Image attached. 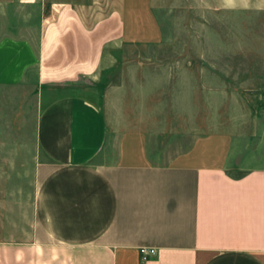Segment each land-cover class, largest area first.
Instances as JSON below:
<instances>
[{
  "label": "crops",
  "instance_id": "obj_1",
  "mask_svg": "<svg viewBox=\"0 0 264 264\" xmlns=\"http://www.w3.org/2000/svg\"><path fill=\"white\" fill-rule=\"evenodd\" d=\"M262 20L264 0H0V89L34 101L29 141L0 144L30 170L1 177L0 264H264Z\"/></svg>",
  "mask_w": 264,
  "mask_h": 264
},
{
  "label": "rangeland",
  "instance_id": "obj_2",
  "mask_svg": "<svg viewBox=\"0 0 264 264\" xmlns=\"http://www.w3.org/2000/svg\"><path fill=\"white\" fill-rule=\"evenodd\" d=\"M8 19V15L5 16L4 20ZM163 20H171V14L165 12ZM185 23H188V19L186 18ZM196 24L189 26V24H185L182 26V32H196L198 36V47H203L204 45V20H193ZM238 23L235 24V26ZM243 24L237 26L240 30L244 31L238 35L244 36V38H248L246 36V30L248 29L247 26H242ZM168 25L166 26V32L170 31L168 29ZM261 29V34L264 38V22L262 20V27ZM231 31V30H230ZM233 31V30H232ZM235 40V37H234ZM243 40V37H242ZM237 41V39H236ZM245 44L247 43L246 40L244 39ZM256 45H259L264 51V46L263 43H259V41H256ZM198 60L202 63H204L203 58H198ZM264 68V67H263ZM225 82H227L230 86H233V84L238 81V78L241 75V73H236V72H229L226 74H223ZM246 75V74H244ZM249 77L246 78V80H252L253 79V74H248ZM257 82H260L258 86H252L247 88L249 91H262L264 93V72L260 73V76H256ZM255 78V80H256ZM89 81V82H88ZM88 82V83H87ZM234 82V83H233ZM85 84L90 85L92 83L91 80H87L84 82ZM32 92L33 88L32 87H25V88H5V89H0V113H1V119H0V144L3 142L6 145L8 144H13L18 141H21L22 143L28 142L30 137L25 135L28 130L27 127L23 125H19L18 121H16V117L20 112H26L27 118H33V113H34V101L32 98ZM23 124V123H22ZM29 128V126H28ZM17 132V134H16ZM30 133V132H29ZM1 153H0V160H1ZM8 156V154H7ZM5 156V157H7ZM27 159V156L24 157L22 155L21 160L24 161ZM29 169L27 168H21V169H0V181L2 180L1 177L7 176V177H12V176H28L29 174Z\"/></svg>",
  "mask_w": 264,
  "mask_h": 264
},
{
  "label": "built area",
  "instance_id": "obj_3",
  "mask_svg": "<svg viewBox=\"0 0 264 264\" xmlns=\"http://www.w3.org/2000/svg\"><path fill=\"white\" fill-rule=\"evenodd\" d=\"M139 254L142 260H148L150 257L156 254V250L154 248L141 247L139 248Z\"/></svg>",
  "mask_w": 264,
  "mask_h": 264
}]
</instances>
